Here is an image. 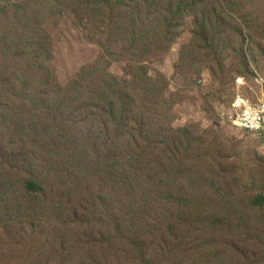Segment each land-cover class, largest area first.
Returning a JSON list of instances; mask_svg holds the SVG:
<instances>
[{
    "label": "rangeland",
    "instance_id": "rangeland-1",
    "mask_svg": "<svg viewBox=\"0 0 264 264\" xmlns=\"http://www.w3.org/2000/svg\"><path fill=\"white\" fill-rule=\"evenodd\" d=\"M44 1L0 0V264H264V142L223 117L238 97L264 99V0H202L222 39L208 49L188 15L144 61L128 32L111 57L72 11L46 20ZM36 76L39 92L4 85ZM131 100L129 124L142 112L150 132L137 138L139 194L123 196L124 136L102 120Z\"/></svg>",
    "mask_w": 264,
    "mask_h": 264
},
{
    "label": "trees",
    "instance_id": "trees-1",
    "mask_svg": "<svg viewBox=\"0 0 264 264\" xmlns=\"http://www.w3.org/2000/svg\"><path fill=\"white\" fill-rule=\"evenodd\" d=\"M46 1V9L43 11L46 20H48L51 15H54L57 12L62 14L65 11H72V13L75 15L76 26L80 27L82 30H85L87 35H89V41H91L93 44L97 43L101 49L104 50L105 54L111 57H113V53L109 51L113 49L114 45H117L122 38L120 33L125 34V32H128L130 35H132L129 53H131V51L134 49L138 54L137 57H140L142 61H144L147 55H157L163 53L169 45L173 44L180 37L181 21L183 20V17L192 14L197 16V25L201 28V33L197 34V39L199 37V40H202L208 49H211L212 44L215 41L218 42L220 41L219 39H222V32H220L218 36L212 34L208 35L207 30L214 24L212 15L215 12V5L210 6L202 0H170L167 5L168 7L166 8H164V5L161 3L163 0ZM129 2L132 3L128 5ZM82 12L84 13L82 14ZM150 28H153V32ZM143 31L150 34L153 33V39L148 40L147 43H143L144 38H142V35H139ZM38 38L42 42V38ZM29 50L32 51L30 46ZM40 54L41 51L38 49L35 55L40 57ZM34 61H36V59L31 58L30 68L32 69H35L36 66V62ZM142 70L143 78H137L132 84H130L131 88H134L132 90L134 95L136 91L143 90L142 88L145 79L147 80L146 82L150 80L147 78V73H145V70L147 69L143 67ZM104 71L105 70L102 72L104 73ZM103 73L100 76L101 81H103ZM113 80L114 79L106 77L105 82L110 86L111 84H115L117 82ZM41 81L42 80L36 76L35 78L28 77L27 81L23 83V85L20 81L15 84L13 80H7L4 82V85L7 84L10 93L18 90L19 85L22 86L20 91L26 93L39 92V90H41ZM126 89L127 88H125V90ZM129 99L130 98H128V100ZM134 102L135 100H131L128 109L124 110V112H126L122 113V117L120 119H117L114 117L113 113H111L113 120H107V122L102 120V126L105 131L110 132V126L112 125L117 129L116 132L118 136H124L119 144H113V146H118L119 148V153H114L118 155L120 163L119 167L121 169L122 183L121 191L123 196H125L128 192L130 194H139V192H137L134 187V183L132 184V182L137 179H144V177H137V175L143 171L141 167L144 166L143 160L145 158L139 154L140 146L137 145V138L141 135L148 138V134L145 133L146 129L150 132V127L141 126L142 124H145L139 121L140 117L145 116V114L142 112L141 116L137 118V123H133L136 124L135 126H139L136 131L134 128L135 126L129 124V120L127 119L126 115L130 114L131 117L135 118L138 113V108ZM111 104L112 106H115V102ZM138 131H140L139 134ZM129 133L130 135L127 136ZM162 141L163 139L160 141L159 146H161V143H163ZM110 142L114 141L111 139ZM150 144H152L151 141ZM149 181L151 182V180ZM30 188L35 191L36 185L32 184L30 185ZM256 204H264V201L259 199Z\"/></svg>",
    "mask_w": 264,
    "mask_h": 264
},
{
    "label": "built area",
    "instance_id": "built-area-1",
    "mask_svg": "<svg viewBox=\"0 0 264 264\" xmlns=\"http://www.w3.org/2000/svg\"><path fill=\"white\" fill-rule=\"evenodd\" d=\"M228 109L229 112L223 115L224 120H228L246 133L259 137L264 142V99L256 103L238 97Z\"/></svg>",
    "mask_w": 264,
    "mask_h": 264
}]
</instances>
